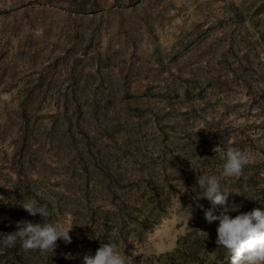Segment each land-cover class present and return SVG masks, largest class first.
Listing matches in <instances>:
<instances>
[{
    "label": "rangeland",
    "instance_id": "obj_1",
    "mask_svg": "<svg viewBox=\"0 0 264 264\" xmlns=\"http://www.w3.org/2000/svg\"><path fill=\"white\" fill-rule=\"evenodd\" d=\"M229 147L230 215L264 210V0H0V241L28 198L72 237L0 264H232L193 190Z\"/></svg>",
    "mask_w": 264,
    "mask_h": 264
},
{
    "label": "clouds",
    "instance_id": "obj_2",
    "mask_svg": "<svg viewBox=\"0 0 264 264\" xmlns=\"http://www.w3.org/2000/svg\"><path fill=\"white\" fill-rule=\"evenodd\" d=\"M219 151V147L213 149ZM223 164L220 177L201 174L196 177L195 200L197 207L204 211V219L209 223L219 221L216 244L218 248L227 249L231 253L232 264H264V210L255 208L246 213H240L234 218L231 212H238L240 206L235 202L229 204V193L221 188V178H235L243 174L250 164L246 151L229 147L226 153H221ZM201 199H207L211 207L205 209L199 204ZM31 216L40 214L42 223L20 220L16 223V231L3 236L2 245L13 247L19 240L25 251L54 250L56 242L63 239L66 244L72 242L71 229L60 223H50L48 218L52 213L46 206H39L37 201L28 198L20 204ZM187 208L191 209V205ZM83 264H133V258L122 254L116 243L101 242L95 255L86 253Z\"/></svg>",
    "mask_w": 264,
    "mask_h": 264
}]
</instances>
